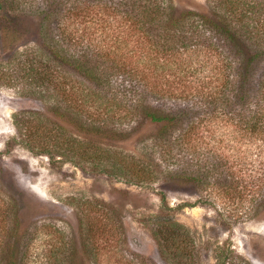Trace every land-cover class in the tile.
<instances>
[{
    "label": "trees",
    "instance_id": "16d2710c",
    "mask_svg": "<svg viewBox=\"0 0 264 264\" xmlns=\"http://www.w3.org/2000/svg\"><path fill=\"white\" fill-rule=\"evenodd\" d=\"M43 1L47 5L38 8L33 0H0V48L15 51V76L25 82L27 94L56 95L63 103H55L53 112L77 121V137L105 136L113 118L136 113L159 125L152 135L155 141L182 128L175 137H189V159L174 156L175 167L165 173L168 180L191 185L200 204L212 206L224 218L264 220V0H208L207 12L177 10L172 0ZM101 12L123 22L114 28L121 34L110 42L70 25L73 19ZM20 46L24 48L18 50ZM168 62L183 70L176 81L183 88L175 97L185 102L163 109L146 100L159 94L152 78H159L160 66ZM187 62V81L192 82L188 90L182 66ZM120 93H128L127 102ZM90 107L93 111L82 120ZM118 107L126 114L116 115ZM43 115L33 110L15 113L17 137L28 142L39 138L37 148L45 154L52 139L53 146L84 160L102 157L90 153L84 140L63 138L75 136L63 126L50 127ZM192 133L225 138L217 144L203 141L199 148ZM110 158L114 172L130 180L159 178L160 164L149 156ZM160 194L165 213L172 207L165 193ZM7 209L15 216L18 205L0 208V264H28L24 231H19L16 216L8 223ZM159 219L152 234L167 264H200L189 230L166 215ZM229 252L230 247L219 248L215 264H236Z\"/></svg>",
    "mask_w": 264,
    "mask_h": 264
},
{
    "label": "rangeland",
    "instance_id": "374dc122",
    "mask_svg": "<svg viewBox=\"0 0 264 264\" xmlns=\"http://www.w3.org/2000/svg\"><path fill=\"white\" fill-rule=\"evenodd\" d=\"M34 2L38 8L47 5L43 0ZM207 2L172 0L177 10L191 8L203 12L208 10ZM70 25L86 28L97 39L110 42L121 34L114 28L123 27V22L101 12L73 19ZM14 55L15 51L0 48V208L11 202L18 205L15 216L19 231H24L23 250H27L28 264H167L152 234L161 215L189 230L200 264H215L219 248L227 247L231 248L229 254L236 264H243L242 258L234 257L236 254L251 264H264V220L242 217L234 222L224 218L212 206L201 205L191 185L173 183L165 176L168 168L175 167L174 156L183 161L189 159V137H175L182 128L171 129L163 139L155 141L152 135L159 125L136 113L119 120L113 118L105 136L77 137V121L70 114L60 117L53 112L55 103H63L56 95L48 92L39 98L27 94L25 82L15 76ZM160 61L166 62L161 58ZM166 66H160L159 78H152L161 89L159 94L146 100L155 101L163 109L185 102L175 97L183 88L177 83L183 70L173 63ZM182 66L187 71V81L189 62ZM190 84L186 82V90ZM120 94L127 102L128 93ZM21 110L42 112L50 127L63 126L66 134L75 136L63 138L84 140L90 153L102 157L84 160L77 153L53 146L52 139L47 140L49 156L39 152V138L28 142L17 137L14 114ZM90 111L92 107L82 113L81 119L86 120ZM125 114V108H117L116 115ZM195 133L191 139L199 148H203V141L217 144L225 138L209 137L208 133L206 137H194ZM130 154L149 156L159 163V178L140 183L115 173L110 155ZM160 192L165 193L166 202L172 207L165 213L161 211ZM6 214L9 223L15 216L9 209Z\"/></svg>",
    "mask_w": 264,
    "mask_h": 264
}]
</instances>
